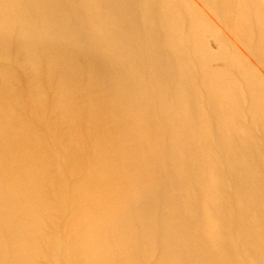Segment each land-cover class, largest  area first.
Here are the masks:
<instances>
[{
	"label": "bare ground",
	"instance_id": "obj_1",
	"mask_svg": "<svg viewBox=\"0 0 264 264\" xmlns=\"http://www.w3.org/2000/svg\"><path fill=\"white\" fill-rule=\"evenodd\" d=\"M0 264H264V0H0Z\"/></svg>",
	"mask_w": 264,
	"mask_h": 264
}]
</instances>
